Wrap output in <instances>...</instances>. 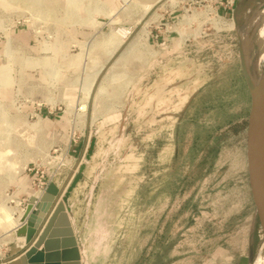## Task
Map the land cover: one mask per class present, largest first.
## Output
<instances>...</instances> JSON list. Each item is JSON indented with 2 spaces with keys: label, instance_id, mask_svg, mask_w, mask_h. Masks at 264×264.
Returning <instances> with one entry per match:
<instances>
[{
  "label": "rangeland",
  "instance_id": "rangeland-1",
  "mask_svg": "<svg viewBox=\"0 0 264 264\" xmlns=\"http://www.w3.org/2000/svg\"><path fill=\"white\" fill-rule=\"evenodd\" d=\"M262 2L0 0V264L42 179L67 187L84 264H253L237 30Z\"/></svg>",
  "mask_w": 264,
  "mask_h": 264
},
{
  "label": "water",
  "instance_id": "water-1",
  "mask_svg": "<svg viewBox=\"0 0 264 264\" xmlns=\"http://www.w3.org/2000/svg\"><path fill=\"white\" fill-rule=\"evenodd\" d=\"M240 63L250 93V111L246 127V160L252 197L258 220L264 230V84L254 83L248 73L241 46ZM80 176V171L71 184ZM60 188L49 181L34 209L29 198L24 225L15 234L24 237L28 246L12 256L11 264H84L80 245L75 234L69 209L66 206L67 191L59 200ZM42 245L41 249L40 246Z\"/></svg>",
  "mask_w": 264,
  "mask_h": 264
},
{
  "label": "bare ground",
  "instance_id": "bare-ground-1",
  "mask_svg": "<svg viewBox=\"0 0 264 264\" xmlns=\"http://www.w3.org/2000/svg\"><path fill=\"white\" fill-rule=\"evenodd\" d=\"M253 8H254L253 11L250 14L247 15V18L245 19L244 23L242 24V26L239 27V29L237 31H238V36L240 38L241 50L243 51V53L245 55V58H244L245 62L247 64H250L251 63V58L250 57L248 58L246 50L248 49V46H249V39H250L251 33L253 32V30H255L254 28H255V25H256L257 21L258 20L260 21V24L258 25V28H257V33H259V45H260L259 46L260 47L259 50L260 51H258L259 55H258V58L256 60V65L258 67H260L262 64H264V2L258 4L256 7H253ZM225 23H226V25H228L229 28H233V29L236 28L237 29V24H236L235 19L231 18L230 21H227ZM259 80H261L263 82V84H264V67H263V71L260 74L259 78L254 80V83L257 84V82ZM50 181H53V180H50ZM55 184L60 188V194H59V196L56 199V200H59L61 198V196L63 195V193L66 191L67 187L64 186V185L60 186L57 183H55ZM41 193H39V195H31V196H29V198L30 197L34 198V201L30 204L31 209H34L36 207V204L39 202V199L41 197ZM28 203H29V199H28L27 204ZM27 204L25 205L24 212L21 215L22 216L21 220L23 218V222H22L23 224L22 225H24V223L26 221V217H27V212H26ZM69 217L71 219L70 212H69ZM21 226L19 225V227H21ZM15 230H14V234H15ZM15 237L23 239L24 240L23 246H26V247L28 246L27 244H25L24 237L17 236L16 234H15ZM80 250H81V248H80ZM81 253H83L82 250H81ZM13 260H14V258L12 259V257H9L8 261L11 263ZM81 264H82V260H81ZM253 264H264V239H263V241L261 243L260 248L258 249V251L256 253L255 261H254Z\"/></svg>",
  "mask_w": 264,
  "mask_h": 264
},
{
  "label": "built area",
  "instance_id": "built-area-1",
  "mask_svg": "<svg viewBox=\"0 0 264 264\" xmlns=\"http://www.w3.org/2000/svg\"><path fill=\"white\" fill-rule=\"evenodd\" d=\"M202 1H208V0H194V2H202ZM223 1L225 2V4L223 3ZM235 0H216V2H217V4L218 5H223L224 4V8H226V6H227V4L228 5H231L233 2H234ZM211 5V4H210ZM211 13H213V10H211ZM50 180H44V179H42V180H40L39 181V187H40V191H42V190H44V188H45V186L47 185V183L49 182Z\"/></svg>",
  "mask_w": 264,
  "mask_h": 264
},
{
  "label": "crops",
  "instance_id": "crops-1",
  "mask_svg": "<svg viewBox=\"0 0 264 264\" xmlns=\"http://www.w3.org/2000/svg\"><path fill=\"white\" fill-rule=\"evenodd\" d=\"M53 181H54L55 183L59 184L57 181H55V180H53ZM42 191H43V190H42ZM42 191H41V192H42ZM39 192H40V191H39ZM25 248H26V246H23V248H22L21 251H23ZM41 248H42V245H41L40 248H38V249H41ZM21 251H20V252H21ZM17 253H19V252H14L12 255L14 256V255H16ZM12 255H11V256H12Z\"/></svg>",
  "mask_w": 264,
  "mask_h": 264
}]
</instances>
